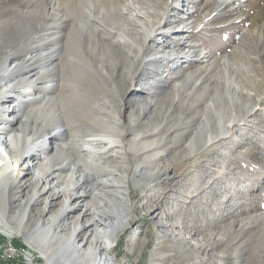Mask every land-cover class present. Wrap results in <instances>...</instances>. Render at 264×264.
<instances>
[{
  "label": "bare ground",
  "instance_id": "1",
  "mask_svg": "<svg viewBox=\"0 0 264 264\" xmlns=\"http://www.w3.org/2000/svg\"><path fill=\"white\" fill-rule=\"evenodd\" d=\"M27 1H0V54L6 47L11 49L4 59L7 65L0 69V233L10 239L22 235L25 245L38 252L45 264H119L116 242L137 220L133 193L159 182L153 180L159 173L145 168L146 158H152L155 169L156 158L170 154L158 150L170 137V133L164 138L157 135L163 124L151 122L141 131L136 127L150 110L165 123L175 120L177 126H187L192 120L187 113L195 108L200 117L186 142L190 154L229 139L240 119L236 116L226 123L221 101L236 105L244 94L238 77L252 88L261 84L256 73L264 74L261 56L252 55L248 47L259 44L256 32L245 29L238 44L225 55L200 48L193 38L202 29L218 31L247 21L251 24L260 14L250 16L251 3L240 0H212L216 9L204 13L196 4L187 10V0H46L42 7L55 9L48 17L57 19L58 27L70 26L64 30V38L75 37L76 42L69 52L64 45L51 49L53 55L46 56L39 68L32 54L24 52L22 58L13 60L31 48L26 38L32 10L16 11L23 5L28 8ZM9 3L20 4L7 7L14 15L4 9ZM173 7L182 14L172 18ZM60 10L69 11L70 16L58 19ZM19 13L25 21L15 18ZM230 15L235 16L222 20ZM18 27V33H13ZM16 34L25 40L14 49ZM43 56L37 57L41 60ZM57 68L72 75V85L64 83L63 90L55 85ZM221 71L226 75L224 96ZM46 79L52 83L45 88ZM145 80L149 84L139 87ZM99 94L104 98L99 99ZM188 100L191 103L186 106ZM143 104L146 109H141ZM167 105L170 109L164 111ZM127 107L130 111L125 114ZM31 126L32 132L27 133ZM207 127L206 139H202ZM128 134H132L130 139ZM128 161L136 164L134 172ZM216 178L200 188L187 205L176 193L143 205L149 226L161 220L156 228L160 238L146 264L167 260L171 264H264L262 208L234 212V219L228 220L227 230L219 237L208 227L221 220L215 213L221 209L219 193L211 201L201 202ZM34 184L41 188L30 194ZM228 200L222 207L226 217L232 214ZM8 201H18L12 214ZM39 202L44 216L34 223L23 216L17 218L20 208L30 209ZM2 203L8 208L5 212ZM58 204L59 210L54 211ZM167 205L170 212L163 214ZM199 209L201 213L208 209V217L199 216ZM145 231L139 229L130 243L144 241ZM7 245L14 246L12 242ZM14 247L12 251L19 252ZM168 249L174 253L164 252ZM188 249L192 262H185ZM129 252L134 253V247ZM142 253L137 261H144Z\"/></svg>",
  "mask_w": 264,
  "mask_h": 264
},
{
  "label": "rangeland",
  "instance_id": "2",
  "mask_svg": "<svg viewBox=\"0 0 264 264\" xmlns=\"http://www.w3.org/2000/svg\"><path fill=\"white\" fill-rule=\"evenodd\" d=\"M0 1H6V0H0ZM44 1L46 0H28L27 1L28 8L23 7L24 6L23 5L16 10V11L20 10V13L22 9L32 10L30 11V16H29L30 19L28 18L29 34L28 37L26 38V40L28 39L30 41L31 48L28 51L24 50L20 52L21 55L13 60L20 59L27 53L32 54L34 55L35 58L34 64L38 65L39 68H41V66L45 63L42 61L46 60L45 59L46 56H49L50 54L53 55V53H49L51 49H54L55 47L61 48V46L64 45L66 47L65 49H67V51L69 52L73 49L74 43L76 42L75 37L74 38L72 37L67 41L65 40L64 30H68V27L70 26L65 28L59 26L60 27L59 28L57 26L59 25L57 19H52L48 17V15L55 12V9L54 8L44 9V7H42ZM53 1H57V0H53ZM199 1L200 2H197V0H189V1L187 0L188 6L186 7V9L188 10L189 8H191V5L193 6L195 4L198 5V8L202 13L206 11L213 12L216 9L215 4L212 0H199ZM244 1L247 3H251L252 9L250 16L252 15L254 16L256 13L260 14L258 18L252 20L251 24L250 22L247 21L243 25L241 24L238 27L225 26L221 28L222 30L220 29L218 31L202 29L201 31L195 34L193 41L195 43H198L200 45V48L209 50L211 53H214L216 55H225L230 50H232V48L235 47L236 44H238L239 42L238 40H240L241 33L244 32L245 29L250 27V29L248 30L249 33L256 32V39L259 44L254 49L252 46L249 45L248 46L250 48L249 52L254 56L256 55V57L261 56L262 58L261 62L262 61L264 62V58H263L264 0H240V2L243 3ZM61 2L66 3L68 2V0H61ZM173 2L177 3V2H181V0H173ZM14 4L15 6L20 5L16 3ZM14 4L9 3L8 5H4L5 6L4 9L7 10L9 9L7 7L12 6ZM100 6H103V4H100ZM180 11L181 10H177V8L173 7V15L171 17L175 18L176 15L182 14ZM8 13H9L8 15H12V14L14 15V12L8 11ZM69 16H70L69 11L60 10L58 19H64V17L68 18ZM233 16L235 15H230L228 17L223 18L222 20L224 22L229 21L233 18ZM15 18L19 22H23L26 19L23 18L21 14L16 15ZM167 26L168 25H166V27ZM71 27H72V22H71ZM19 29L20 28L18 27L13 29L12 31L13 33H18V31L16 30ZM51 37L52 39L50 40ZM57 39L60 42H58ZM23 40H25V38H22L20 35L18 37V34H16L13 38L14 41L13 48L15 49L16 45H17L16 48H18L22 44ZM62 40L64 42H62ZM166 40L167 38L165 37L163 41L166 42ZM7 50L10 51L11 49L9 47H6L0 54V69L7 65V63L5 62L6 58H8L9 56V51ZM39 55H44L43 56L44 60L43 59L40 60V58L42 57H37ZM257 59L260 60V58ZM148 66L152 68H156V66L154 65L149 64ZM63 70L64 69L57 68L55 73H53L56 74V77L59 79L58 83L55 85L61 88L60 90H63L62 88L64 83L68 85H72L71 73L69 75V72L66 69V75H65ZM51 71H48V74ZM149 71H150L149 73L151 74L152 70ZM256 76L259 78V82L261 84L260 85L258 84V86L252 88L249 82L244 81V79L242 80L241 78L238 77V79H240L239 80L240 86L242 87L240 89L243 90L244 94L240 95L241 98L239 97V102H237L236 105H232V103H229L225 100L221 101L220 107L224 113L223 119L226 123H228L233 117L236 116L239 117L240 119V123L235 126L234 130H232L229 139L218 141L217 143L213 144L214 146L213 145L206 146L202 150L195 151L193 154H190V149L187 148L186 142H188L190 136L192 135L191 129L196 126L198 122L196 118L200 117V112H196L195 108H192L191 110H189L190 112L187 113L189 119H192L188 123V125L184 126V124H182L177 126V122L175 120H169V122L165 123V119L161 117L155 118L154 110H150L145 114L144 111H140L144 114L143 120L140 123V125L136 127V130L141 131L142 129H145L147 126H150L151 122L154 123L155 125L163 124L162 127H160V131L158 132L157 135L160 136L161 138L162 137L164 138L168 133H170V137L167 142L161 143L158 150L161 151V153L163 152L166 153V151L169 150L170 154H168V156L160 155L158 158H156L157 167L155 169L151 165L152 158L150 156H147L146 158L145 168L147 170L153 169L155 172L159 173L156 179H153L155 181L159 180V182L156 183L157 185L155 184L151 189L137 190L134 191L133 193L134 202L136 205L139 206V207L137 206V210H136L137 220L136 223L133 224V227L128 231L124 232L120 240L116 242L115 253L118 256V260L120 262L119 264H146L150 260L149 255L154 249V246L156 245L158 238H160L156 228H160L158 224L161 223V220H156L154 224L149 226L148 224L150 219L149 216L146 215L143 205H148L151 203L156 204V202L161 201L164 198L166 199L170 194H175V193L176 195L179 196V198L182 199L181 202L187 205L189 204V202L187 201L192 199V197L195 195V193L198 192V190H200V188L209 184L211 180L214 179L215 177H217L215 179L216 184L214 183L213 184L214 187L210 189L211 193L209 192L205 197H203V199H201V202L207 200L211 201L212 198H214L218 193L220 194L217 195V197L220 199L221 209H217L215 211L218 218L221 219L220 223L215 224V222H211L210 224H208L209 228H213L215 230L216 237L220 236V232L221 234H223L227 230V227H225L224 225H226L228 220L230 221L234 219V214H233L234 212L236 213L241 209H257V208L260 209L262 208L261 210L264 211V82H261V79H264V74L261 71H258L256 73ZM61 81L62 83H60ZM142 82H144L143 85ZM142 82L141 85L139 84V87L147 86L149 84V81L146 80ZM225 82H226V75L221 71V95L223 96L227 95ZM50 83L52 82L46 79L44 83L45 88L49 87ZM58 95L60 96V94ZM99 95H100L98 97L99 99L104 98L102 94ZM190 103L191 102L189 100L186 101V106L190 105ZM146 108L147 105L143 104L141 109H146ZM163 109L164 111H166L167 109H170V106L167 105ZM250 110L252 111L251 116H249L248 120H245L246 122H242L244 119H246L245 118L247 117L246 114ZM125 111L126 112L124 113L126 114L130 111V109L127 107V110L125 109ZM136 114L138 116L139 112H136ZM151 118H155L154 120L156 122L154 120L150 121ZM32 123H30V125H33ZM126 123H128V121ZM212 123L214 125L215 122L213 121ZM208 130L209 127H207V129H205V131L203 132V135L201 136L202 139L203 138L206 139ZM31 132H32V126L27 129V133H31ZM178 134H183L181 139L178 137L176 138ZM131 137L132 134L127 135V138L130 139ZM177 140L179 141L178 143H176ZM207 147L210 148L208 149ZM183 162H184V166H179ZM128 168L130 172H134L137 166L134 162L129 163L128 161ZM167 173L170 176L168 178H164V176ZM218 179H220L219 183L217 182ZM146 181L148 182L149 180ZM40 188H41L40 185L34 184L29 193L31 194L35 192L36 189H40ZM181 194L183 195L180 197ZM1 199L2 197H0V201ZM226 200H228L229 204H231L229 206V211H232L230 217L223 216L224 214H226L225 210L222 209V207H225L226 204L223 201ZM40 202L36 203L30 209L20 208L21 210H19V212H17L16 214L17 218L20 217V219H22L24 217L25 220H27L28 218V220H31L34 223V221H36L39 217L44 216V213L42 215L43 206L42 203ZM17 203L18 201H13V202L8 201L7 207L11 208L10 209L11 214L12 212H14V209L17 208L16 207L18 206ZM2 204L5 206V207L3 206L5 212L6 209L8 208H6V205L4 203ZM59 207L60 204H58L55 207L54 211H58ZM168 207L169 205H167L163 209L162 211L163 214L164 212H170V209ZM203 208H206V203L203 204ZM193 211H195V208H193ZM79 212L80 210L77 211L76 214H78ZM198 214L199 216L200 214L206 216L203 218L205 219L208 217L209 211L208 209L207 210L204 209V212L201 213V209H199ZM221 216L223 218H221ZM45 218L46 217H44V219ZM192 218H194V216H192ZM145 228L146 231H145L144 241H140L135 245L130 243V238L132 237V235L139 232V229L144 230ZM13 236L14 237L10 239L7 236L4 237V235L0 233V264H45L46 263L45 259L39 256L38 252L32 249L30 251L29 247L25 245V239L22 235L14 234ZM195 237H201V235H195ZM7 242H12L14 246L16 245V247H19L18 248L19 252L12 251V255L8 253L9 251L7 249L9 248V246L7 245ZM130 247H134L135 249L134 253L129 252ZM141 251H143L142 254L144 261H137L139 258V253ZM164 252L174 253L171 249L165 250ZM188 261L191 262L193 261L189 249L185 262ZM171 262H172L171 260H167L162 263L171 264ZM176 264H185V263L182 262Z\"/></svg>",
  "mask_w": 264,
  "mask_h": 264
},
{
  "label": "built area",
  "instance_id": "3",
  "mask_svg": "<svg viewBox=\"0 0 264 264\" xmlns=\"http://www.w3.org/2000/svg\"><path fill=\"white\" fill-rule=\"evenodd\" d=\"M11 255H12V250H15L14 246H9V248L7 249Z\"/></svg>",
  "mask_w": 264,
  "mask_h": 264
},
{
  "label": "trees",
  "instance_id": "4",
  "mask_svg": "<svg viewBox=\"0 0 264 264\" xmlns=\"http://www.w3.org/2000/svg\"><path fill=\"white\" fill-rule=\"evenodd\" d=\"M179 166H184V162H183V163H181Z\"/></svg>",
  "mask_w": 264,
  "mask_h": 264
}]
</instances>
